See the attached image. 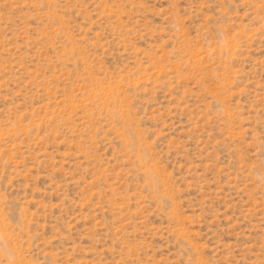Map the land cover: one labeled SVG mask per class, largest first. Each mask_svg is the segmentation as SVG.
<instances>
[{"label":"rangeland","instance_id":"1","mask_svg":"<svg viewBox=\"0 0 264 264\" xmlns=\"http://www.w3.org/2000/svg\"><path fill=\"white\" fill-rule=\"evenodd\" d=\"M0 264H264V0H0Z\"/></svg>","mask_w":264,"mask_h":264}]
</instances>
